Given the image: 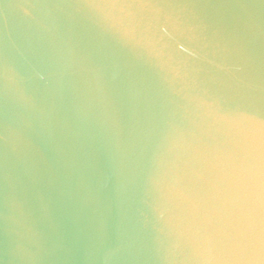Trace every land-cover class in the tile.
<instances>
[{"label":"water","instance_id":"water-1","mask_svg":"<svg viewBox=\"0 0 264 264\" xmlns=\"http://www.w3.org/2000/svg\"><path fill=\"white\" fill-rule=\"evenodd\" d=\"M0 264H264V0H0Z\"/></svg>","mask_w":264,"mask_h":264}]
</instances>
